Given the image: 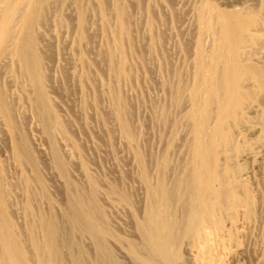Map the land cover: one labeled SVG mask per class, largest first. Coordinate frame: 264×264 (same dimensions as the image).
Returning <instances> with one entry per match:
<instances>
[{
  "label": "bare ground",
  "instance_id": "1",
  "mask_svg": "<svg viewBox=\"0 0 264 264\" xmlns=\"http://www.w3.org/2000/svg\"><path fill=\"white\" fill-rule=\"evenodd\" d=\"M84 1L0 0V140L13 165L10 171L8 160L0 161V264H223L234 254L226 249V242L244 234L240 222L260 217L257 210L262 201L247 185L252 172L234 160L257 161L248 152L239 153L235 140L255 132L246 120L260 109L251 101L253 91L264 87L262 30L243 10L221 9L206 0L199 8L194 6L198 22L191 34L193 84L190 89L183 82L174 87L172 98V106L189 112L185 161L181 156L179 168L170 167L168 160L156 162L151 173L148 162L135 150L144 186L135 213L122 176L99 186L84 168L58 115L59 105L48 93L52 77L46 61L55 58L58 33L51 32L55 23L65 28L61 14L65 10L75 46L81 45L93 37L89 26L94 6L101 22L99 33L110 46L94 62L104 67L109 83L93 80L87 73L68 77L80 92L87 85L96 89L99 98L109 93L120 134L132 148L137 142L126 100L117 92L122 80L132 79L125 73V48H136L128 29L129 23L133 25L132 13L126 12L125 5L128 2L139 10L140 1L86 0L83 6ZM260 3L264 8V0ZM78 55L81 68L89 71L92 63ZM15 73L26 82L23 101L46 138L47 161L61 181L62 209L45 183L44 149L34 143L29 115L13 90ZM162 120H167L166 113ZM262 168L264 172V164ZM117 207L128 209L129 235L113 218Z\"/></svg>",
  "mask_w": 264,
  "mask_h": 264
},
{
  "label": "rangeland",
  "instance_id": "2",
  "mask_svg": "<svg viewBox=\"0 0 264 264\" xmlns=\"http://www.w3.org/2000/svg\"><path fill=\"white\" fill-rule=\"evenodd\" d=\"M139 1V10H134L128 2V5L127 3L125 5V9L127 8L126 12L132 13L128 15L131 18L129 22L133 21V25L129 23L128 29L129 34L131 32L133 34L130 37L132 38V43L134 42L133 45L136 44L134 46L136 48L133 51H130L127 46L125 48L126 55L128 54L126 56L128 67L125 73L128 76L131 75L132 79L122 80L119 87L120 90L118 89L117 92L126 100L127 108L131 115L129 117L130 124L135 129V133L138 134L136 145L134 144L133 148L122 137L114 121L110 94L105 93L103 98H99L96 89L94 87L89 89L90 87L87 85H83L80 92L77 89L76 81L68 77V75L72 74L79 76L82 73H87L90 76L92 74L93 80L97 78L99 81L109 83L104 67L94 62V57L96 58L98 53H102L110 47H108L109 43L106 37L103 38L102 34L99 33V31L101 32V22L97 13H95L94 6L93 25L89 26V31H91L93 37L89 41L85 40L81 45L77 44L76 46L77 42L75 41V36L73 38L74 33L69 25L71 22H68L70 19L69 17L67 19L65 10L63 12L61 8L58 9L62 10L63 13L61 14L65 17L62 20H65L63 22L66 25L64 26L62 22L65 27L62 29L58 23V26L55 23L54 31L51 32L54 34L58 33L56 35L61 38L58 39L55 35L57 41L53 43V50L55 51L54 61H46L48 68H51L50 75L52 77L50 82L52 84L49 83L50 87L48 88L49 96L54 101H57L56 103L59 105L58 115L68 127L69 137L74 142H72L73 145L76 146H74L75 152L76 154L79 153L78 155L83 161L84 168L92 174L99 186L104 182H114L113 179L122 176L127 191L132 194L131 207L135 213V206H137L140 195L142 196L143 194L144 187L140 181L139 170L134 160L133 153L135 150L141 153L148 162L151 173H154L156 162L162 163L168 160L170 167L175 168L182 162L181 156L185 161L186 146H184V143L187 142L186 138L188 139L187 115L189 112L183 111L178 105H176L177 109L172 106V98L176 89L174 87L181 85L183 82L182 85H186L190 89L193 84V81H191L193 80L192 63H194L195 57L192 54L193 47L191 44L193 42L191 34L194 31L192 28H197L195 23L198 22V18L196 20L197 9L194 6L199 8L202 0H153L155 5L152 0L149 3L148 0ZM206 2L209 4L213 3L212 5L221 9L232 10L235 8L238 11L243 10L242 12L245 15L251 16L256 20L258 29L262 30L261 33L264 38V8L260 5V0H206ZM83 3V6L87 5L85 4L87 3L86 0ZM61 14L58 11L59 20L58 18L56 20H61ZM48 30H46L48 33L45 31L46 39L51 36ZM262 44L259 45L262 46ZM260 46L256 49L257 53L258 49H261ZM262 48L261 51H264V46ZM78 54H82V57L90 65L92 63L93 66L91 65L89 71L87 68H81ZM71 61L75 62L72 64ZM20 76V74H14L13 90L18 95L19 105L29 115L34 143L44 149V155L47 158H45L44 167L45 183L56 205H58L59 209H62L64 207L61 202L63 199L62 184L55 170L51 167L50 161L49 163L47 161L49 150L46 138L39 131L40 127L29 112L30 109L27 103H25V100L23 101V93L26 88L24 84L26 82ZM253 93L254 98L251 101L257 105V109L259 107L260 109L256 110L257 112L254 113L256 115H248L247 117H250V120L247 118L246 121L251 125L248 126L253 127L252 129L255 132H245L243 135L237 136L235 143L242 150L239 153L248 152L257 161L254 164L251 161L246 162L241 160V158L235 157L234 162L243 169L252 172L251 177L247 180V185L254 192V194L252 192L253 196H257L256 198L260 199L257 200L262 201L261 203L264 205V172L262 171V165L264 164L262 163L264 162V87L256 89ZM89 104L96 106V110L89 107ZM82 107L84 111H81ZM162 113H166V121L162 120ZM3 148L4 146L0 140V161L8 160L6 162L7 166L12 171L13 165ZM239 153L235 154V156ZM176 163L178 165L175 166ZM75 181L78 182V180ZM261 203H259L260 209L258 208L259 210H257V212L259 211L258 217H260L251 222H240V230L244 234L235 236L233 240L226 242V249L234 254L227 256L223 264H264V206L262 207ZM116 209V212L112 213L113 218L129 235L130 232L128 231L131 230V224L128 209L126 210L123 207H117Z\"/></svg>",
  "mask_w": 264,
  "mask_h": 264
}]
</instances>
